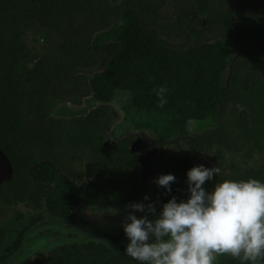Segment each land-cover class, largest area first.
<instances>
[{
  "label": "trees",
  "instance_id": "1",
  "mask_svg": "<svg viewBox=\"0 0 264 264\" xmlns=\"http://www.w3.org/2000/svg\"><path fill=\"white\" fill-rule=\"evenodd\" d=\"M214 2L0 0V148L14 167L0 186L1 213L21 203L32 210L28 225L11 226L14 218L0 227V264L48 216L75 221L79 209L142 201L145 194L154 202L187 198L186 173L196 164L220 166V175L205 181L209 190L216 179L264 180V17L249 13L264 14V0L225 13ZM216 18L225 30L208 39L206 25ZM169 26L181 41L165 38ZM160 85L169 90L163 108L152 91ZM117 91L129 95L127 113H146L145 122L134 123L151 131L158 149L153 176L138 187L134 134L112 136L109 103ZM83 96L100 104L77 114L59 107ZM190 121L214 123L191 131ZM67 156L86 161L85 178L61 170ZM168 172L176 176L170 193L153 181ZM96 229L111 244L78 240L64 229L70 239L12 264H139L125 254L124 231ZM216 264L241 262L221 254Z\"/></svg>",
  "mask_w": 264,
  "mask_h": 264
},
{
  "label": "clouds",
  "instance_id": "2",
  "mask_svg": "<svg viewBox=\"0 0 264 264\" xmlns=\"http://www.w3.org/2000/svg\"><path fill=\"white\" fill-rule=\"evenodd\" d=\"M152 91L163 108L168 102L167 86ZM220 173L219 165H193L186 173L187 198L172 195L158 212L148 194L142 201L130 202L127 207L132 211L122 222L128 238L125 254L139 264H216L221 254L241 264H260L264 260V180L216 179L207 189L205 181ZM175 180L172 172L153 177L169 193ZM137 211L143 214L138 216Z\"/></svg>",
  "mask_w": 264,
  "mask_h": 264
},
{
  "label": "rangeland",
  "instance_id": "3",
  "mask_svg": "<svg viewBox=\"0 0 264 264\" xmlns=\"http://www.w3.org/2000/svg\"><path fill=\"white\" fill-rule=\"evenodd\" d=\"M221 1V4H220ZM215 5L221 7V12L225 13L229 9H236L240 10L243 7H246L245 0H240L237 2L236 0H215ZM248 3V2H247ZM247 9V8H246ZM243 12V11H241ZM262 10H249L250 14L255 15L256 17H264V14H261ZM220 18V17H219ZM218 18L214 20V24L206 25V27L209 28L207 38L208 39H217L220 37L221 34H223L225 28H224V21L219 20ZM217 22V23H216ZM169 34L165 36V38L171 42L174 41H181L178 36V32L176 31V28L173 27H167ZM129 97L128 93H125L123 91H117L115 94L114 99L109 103V106H111L112 113L115 114L114 123L111 126L112 130V136L118 137L121 134L125 133H132L136 136V134H139L141 139L147 140L149 144L151 145L154 140V136L145 127H138L134 121L139 120L142 122L146 121V113L145 112H138L136 109H133L130 113H127L125 109L123 108V102L127 100ZM87 96H83L81 98L80 103L73 104L72 102H66L59 105L66 107L68 110L74 111L77 114V110L80 108H87L92 109L100 104L99 101L94 100L91 96L89 97L90 100H86ZM214 123L208 122L204 123L203 125H195L194 121H190L189 123V129L191 131H195V129L200 127V129H207L209 126H211ZM110 130V131H111ZM135 138V137H134ZM139 147V145H138ZM158 151V149L156 148ZM86 161H73V159L70 158V156H67L60 167H62V171L65 170L67 173L71 176H73L76 179L79 178H85L86 176V168H85ZM140 191V195H141ZM156 196V194H155ZM131 200L133 201L132 197ZM131 201V202H132ZM130 201H127V203H121L111 206L112 208H115L117 211L115 213L109 212L105 209L107 208H97L95 211L92 212V216L88 215L83 216L80 215V218L76 219L75 221H70L69 219L64 218H58V217H47L45 220L39 221L38 224L33 227L28 234L26 235L27 242L24 244V247L19 251L15 256H13L8 263L5 264H12L17 263L21 261L23 258L28 259L30 256L33 257L35 253L38 252L37 256L42 255L44 250L46 248H49L51 245H54L57 242L65 241L66 239H70V237L67 236V232L64 231V229L72 230L73 234H76L80 236L78 240H85V239H91V240H97V241H104L107 244H111L110 239L106 238V236L98 231L96 227L101 228L102 230L109 232V233H115L119 234L123 231L122 222L127 216L128 211H132V209L128 208L127 205ZM165 202V198L162 200L156 201L157 205V212L159 211L162 203ZM5 204L0 201V227L3 226V224L6 226L9 220H13L16 218L17 220L12 221L11 223L13 226L17 225L20 222H24V224H29V218H32V210L24 205L23 203L14 206L10 208L9 213H4L2 215L1 212H3L5 209ZM109 208V207H108ZM72 212H75L73 210ZM138 216L142 215L143 213L138 212L136 213ZM2 215V216H1ZM31 215V216H30ZM86 215V214H85ZM151 218V214H150ZM8 229H11L10 227H6ZM9 232V231H8ZM40 233V234H39ZM38 234V235H35ZM12 236H14V231H10L8 233L7 240H9ZM65 239V240H63ZM42 252V253H40Z\"/></svg>",
  "mask_w": 264,
  "mask_h": 264
},
{
  "label": "water",
  "instance_id": "4",
  "mask_svg": "<svg viewBox=\"0 0 264 264\" xmlns=\"http://www.w3.org/2000/svg\"><path fill=\"white\" fill-rule=\"evenodd\" d=\"M135 143V142H134ZM134 145L132 144V150ZM156 153L153 149L147 154L140 155L138 157L139 163L142 166V175L145 178L150 177L154 173L152 159ZM14 167L6 155V153L0 148V186L4 181L10 180L13 177Z\"/></svg>",
  "mask_w": 264,
  "mask_h": 264
},
{
  "label": "flooded vegetation",
  "instance_id": "5",
  "mask_svg": "<svg viewBox=\"0 0 264 264\" xmlns=\"http://www.w3.org/2000/svg\"><path fill=\"white\" fill-rule=\"evenodd\" d=\"M260 11V10H259ZM261 14H262V12H261ZM261 16V15H260ZM134 139L132 140V144L134 145V147H133V153L135 154V157H136V159L138 160V157L140 156V155H143V154H147V153H149L151 150H153V149H155L156 150V148L157 147H155V144H156V140L154 139L153 140V143L150 145L149 144V142H147V140L145 141V140H143V139H141V137L139 136V134H136V136L134 135ZM135 142V143H134ZM132 144H131V148H132ZM138 145H139V147H138ZM156 153H157V150H156ZM156 153H155V155H156ZM154 155V156H155ZM153 160V159H152ZM138 162H139V160H138ZM140 164V163H139ZM140 166H141V164H140ZM141 170H142V166H141ZM141 173H142V171H141ZM154 174V173H153ZM153 175H151L150 177H148V178H145V177H143V175H142V178H141V180L140 181H138L137 182V187L138 186H140L141 184H143L142 182V180H145V181H148V180H150V178L152 177ZM86 208H84V209H79L77 212H78V215H75V216H78V218H80V215H83V216H87V217H89L90 215L92 216V212L91 211H84ZM86 214V215H85ZM89 216H88V215Z\"/></svg>",
  "mask_w": 264,
  "mask_h": 264
}]
</instances>
